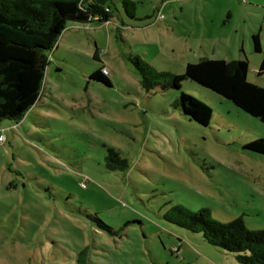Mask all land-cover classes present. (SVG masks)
Segmentation results:
<instances>
[{
    "label": "rangeland",
    "instance_id": "rangeland-1",
    "mask_svg": "<svg viewBox=\"0 0 264 264\" xmlns=\"http://www.w3.org/2000/svg\"><path fill=\"white\" fill-rule=\"evenodd\" d=\"M103 1L109 21H69L39 99L0 121V264H241L166 216L264 228V153L245 147L264 123L190 79L146 90L131 57L176 74L246 57L264 87V0H133L134 17ZM102 66L110 85L89 78ZM181 92L211 108L207 125L174 106ZM107 147L124 167H105Z\"/></svg>",
    "mask_w": 264,
    "mask_h": 264
},
{
    "label": "trees",
    "instance_id": "trees-1",
    "mask_svg": "<svg viewBox=\"0 0 264 264\" xmlns=\"http://www.w3.org/2000/svg\"><path fill=\"white\" fill-rule=\"evenodd\" d=\"M122 5L131 17L135 16V1L122 0ZM112 16V10L103 0H0V121H20L39 99L49 52L69 21L104 23ZM131 61L146 90L177 89L183 80L190 79L264 123V87L248 81L246 57L232 60L201 57L187 63L180 74L156 70L136 55ZM263 71L264 56L258 73ZM89 78L110 85L103 66ZM174 106L202 125H207L212 115L206 103L185 92L174 100ZM245 147L264 153V138L254 139ZM109 161L126 165L112 147H107L105 155V167L112 169L114 166ZM172 210L174 214L167 218L201 233L208 244L234 253L239 263L264 264V228H247L241 216L228 222L218 221L206 208L192 211L177 204Z\"/></svg>",
    "mask_w": 264,
    "mask_h": 264
},
{
    "label": "built area",
    "instance_id": "built-area-1",
    "mask_svg": "<svg viewBox=\"0 0 264 264\" xmlns=\"http://www.w3.org/2000/svg\"><path fill=\"white\" fill-rule=\"evenodd\" d=\"M161 15L160 13H158V16ZM105 72V71H104ZM0 139H2L1 135H0Z\"/></svg>",
    "mask_w": 264,
    "mask_h": 264
}]
</instances>
